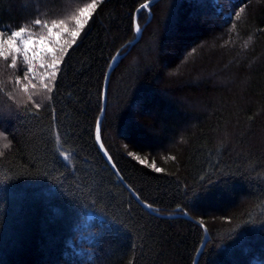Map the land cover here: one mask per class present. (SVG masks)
Segmentation results:
<instances>
[{
    "label": "trees",
    "instance_id": "16d2710c",
    "mask_svg": "<svg viewBox=\"0 0 264 264\" xmlns=\"http://www.w3.org/2000/svg\"><path fill=\"white\" fill-rule=\"evenodd\" d=\"M90 2L0 0V31L40 33L34 20ZM144 2L101 0L51 93L35 83L21 98L0 63V264H193L195 222L208 233L197 264H264V0H159L136 13ZM134 13L142 34L110 74L101 141L141 202L192 221L144 210L95 143Z\"/></svg>",
    "mask_w": 264,
    "mask_h": 264
},
{
    "label": "snow or ice",
    "instance_id": "6c2138e0",
    "mask_svg": "<svg viewBox=\"0 0 264 264\" xmlns=\"http://www.w3.org/2000/svg\"><path fill=\"white\" fill-rule=\"evenodd\" d=\"M101 0H91L90 3H86L83 7H79L76 9V12L69 17L70 19L75 21V27L69 28L66 24L65 19H52L50 25L46 21H42L41 19H36L32 23L35 26H39L41 28L40 33L32 32L29 27L21 26L18 30H13L7 38H5V32L0 31V58H4L5 60L8 56H11V64L8 65L10 68H16L17 59L20 55L23 56V62L27 65V71L24 73V79H29V74L34 72L33 64L38 62L41 68L47 66V68L51 69L48 76V82L43 84L44 89L48 93H51L55 87V80L57 76V72L59 71V65L62 62L63 54L67 52V47L75 44L77 39L79 38L82 30L86 26L88 20L92 17L95 9ZM151 0H145L144 3L140 4L139 8L136 10V13H139L141 10L149 9ZM244 11L241 8L239 11L235 13L237 19L241 16V13ZM133 14L132 17V25L134 31L138 34L141 31L140 25L137 22V15ZM43 29H47V35L43 34ZM59 29V31H56ZM27 33V34H26ZM64 36H70L71 39H64L63 42L61 40ZM65 45L67 47H65ZM59 52L60 55L57 56L56 53ZM46 57H50V60H46ZM119 58V53L112 57V61H116ZM111 66V65H110ZM43 79V78H42ZM105 79H107V73L105 74ZM16 83H20V77H16ZM33 88L36 87L35 84L32 85ZM23 90L25 92L28 91V85L25 84L23 86ZM38 93H32L28 96V100L31 101L34 107L39 110L41 108V104L36 103L33 100V95H37ZM101 100L104 98L103 92H101ZM51 98L50 96L48 97ZM100 111H104V105L101 103ZM100 117L96 118V141L100 143L101 150L104 151V146L101 143L100 136ZM7 137L3 131H0V149H7L10 146V141L8 143H2L6 141ZM57 142L59 143V135H57ZM0 155H3V152L0 151ZM59 155L63 157V159L68 160L70 158V153H65L64 151H59ZM108 153L105 151V156ZM129 156L133 157V159L138 160L141 164H146L147 161L144 159H140V157L136 156L134 153L129 152ZM110 160V158H109ZM152 167L156 172H160L161 169L155 167L153 163ZM145 207L152 209L151 204H146Z\"/></svg>",
    "mask_w": 264,
    "mask_h": 264
},
{
    "label": "water",
    "instance_id": "95a60500",
    "mask_svg": "<svg viewBox=\"0 0 264 264\" xmlns=\"http://www.w3.org/2000/svg\"><path fill=\"white\" fill-rule=\"evenodd\" d=\"M157 1L159 0H151V3L150 5L156 3ZM141 28V31L140 33H136V37L134 38V40L130 41L126 46H124L118 53H119V58L116 60V61H110L109 65H108V68H107V79H104V83H103V89H102V92L104 94V98L102 100V103L104 105V111L101 112L100 111V114H99V117H100V121L102 123V120L104 118V114H105V106H106V94H107V86H108V81H109V77H110V74L111 72L113 71L114 67L116 66V64L119 62V60L125 56L129 51L130 49L134 46V44L139 40L141 34H142V30H143V27H140ZM123 49H126L125 52L121 53ZM117 55V54H116ZM111 65V66H110ZM95 129H96V126H95ZM100 129H101V124H100ZM94 137H95V143H96V146L101 154V156L103 157L104 161L106 162V164L108 165V167L113 171V173L117 176V178L119 179V181L123 184V186L128 190V192H130V194L132 195V197L134 198V200L144 209L146 210L147 212L151 213V214H154L158 217H161V218H165V219H174V218H186L188 220H191V218H189L187 215H184V214H178V213H174V214H166V215H161L159 213H157L158 211L154 210V209H149L147 207H145V203L141 202L137 196L127 187V185L123 182L122 178L120 177V175L118 174L113 162H112V159L110 158L109 155L105 156V148H104V151L101 150V147H100V143H97L96 141V131L94 133ZM102 143V141H101ZM110 158V160H109ZM196 224H198L199 226H201V228L203 229V233H204V240L203 242L201 243V245L199 246L198 248V251L196 253V256H195V259H194V262L193 264H197V260H198V257L200 255V253L202 252V250L204 249L205 245H206V242L208 241V233L206 231V229L200 225L198 222H195Z\"/></svg>",
    "mask_w": 264,
    "mask_h": 264
},
{
    "label": "rangeland",
    "instance_id": "374dc122",
    "mask_svg": "<svg viewBox=\"0 0 264 264\" xmlns=\"http://www.w3.org/2000/svg\"><path fill=\"white\" fill-rule=\"evenodd\" d=\"M205 19L206 20H210L212 19V15L210 13H208L207 11L204 13ZM68 16H62L61 19H65L66 20V24L69 28H73L75 27V21L72 19H68ZM50 25V22H49ZM56 31H59V29H56ZM27 34V33H26ZM43 34L47 35V29H43ZM64 39H71L70 36H64L61 38L62 42ZM57 56H59V52L56 53ZM46 60H50V57H46ZM11 56H8V58L5 60L4 58H0V63L4 64V63H8L11 64ZM7 65V70L9 72L12 73V77L10 80V83L13 85H18V87H16V94H18V96H20L21 98L24 97L25 91L23 90V86H24V73L27 71V65L23 62V56L20 55L17 59V66L16 68H10ZM34 67V72L29 74V79L25 80L26 84L28 85V89L31 90H35L36 91V87L33 88L32 85L33 84H38L39 89L37 91H40L39 94L42 95L43 93L45 94L47 91L46 89H44L43 84L48 82V76L47 73H49L51 71V69L47 68V66H45L44 68H41L39 66V63L36 62L33 64ZM14 76H19L20 77V83L17 84L16 83V78ZM43 78V79H42ZM34 91V92H35ZM23 94V95H22ZM2 120V117H0V122ZM93 216H88V220L92 219Z\"/></svg>",
    "mask_w": 264,
    "mask_h": 264
},
{
    "label": "bare ground",
    "instance_id": "6f19581e",
    "mask_svg": "<svg viewBox=\"0 0 264 264\" xmlns=\"http://www.w3.org/2000/svg\"><path fill=\"white\" fill-rule=\"evenodd\" d=\"M201 225V224H200Z\"/></svg>",
    "mask_w": 264,
    "mask_h": 264
}]
</instances>
